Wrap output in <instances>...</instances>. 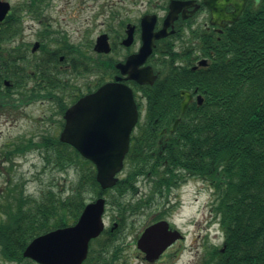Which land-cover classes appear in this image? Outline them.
Returning a JSON list of instances; mask_svg holds the SVG:
<instances>
[{
    "label": "trees",
    "instance_id": "obj_1",
    "mask_svg": "<svg viewBox=\"0 0 264 264\" xmlns=\"http://www.w3.org/2000/svg\"><path fill=\"white\" fill-rule=\"evenodd\" d=\"M249 9L218 40L199 36L206 66H167L153 86L140 87L144 121L132 135L125 176L113 188L101 190L93 164L72 147L47 143L36 178L72 172L74 179L68 189L48 187L37 197L26 192V180L10 188L0 222V251L8 262L35 264L22 256L32 239L72 225L87 201L104 196L112 224L91 241L83 264H126L131 214L196 178L211 189L210 213L223 233L220 246L206 241L198 264H264V0ZM185 50L173 57L188 61ZM87 72L109 71L90 63ZM181 90L200 95L201 105L192 102L181 114ZM175 119L174 132L160 136ZM139 178L150 181L149 193L131 202Z\"/></svg>",
    "mask_w": 264,
    "mask_h": 264
},
{
    "label": "flooded vegetation",
    "instance_id": "obj_2",
    "mask_svg": "<svg viewBox=\"0 0 264 264\" xmlns=\"http://www.w3.org/2000/svg\"><path fill=\"white\" fill-rule=\"evenodd\" d=\"M0 1L8 4L7 12L0 22V179L4 181V186L0 187V220L5 217L9 188L14 185L12 181H20L13 176L19 164L25 159L41 160V150L47 143L55 144L59 138L65 124L66 111L80 96L87 94L89 86L84 93H75L81 85L77 84V79L88 76L90 63H96L99 69L109 71L103 77L100 74L102 84L120 78V83L132 88L137 108L143 117L146 97L140 90L142 86L126 79L127 74H122L118 68L119 64H124L142 46V21L146 20L147 26L153 21V32L161 34L154 40L150 55L139 66L151 67L156 76L159 69L167 66L194 70L201 60L206 59L199 51V36L206 35L213 42L231 25L224 21L221 24L211 23L212 8L216 7L217 0H131L132 4L140 7L138 16L132 22L122 21L118 29L103 31L96 36L93 44L90 43L95 55L94 61L90 62V54L83 50L84 46L74 43L67 31L52 27V17L46 13L45 8L54 5L56 0H18L16 3L12 0ZM261 1L245 0L235 22L247 8L256 9ZM234 11L232 4L224 7L225 14ZM24 20L33 24L25 27L22 23ZM103 34L107 36L110 49L107 54L94 50L96 39ZM129 35L131 39L126 44ZM185 48L190 53L188 61L173 57L175 54L180 55ZM138 183L148 187L146 192L150 187L148 179L138 181L135 201L145 196L138 192ZM175 197L178 198L179 193L171 188L165 195H155L156 205L150 207V210L156 208L159 212L152 220L159 215L168 221L170 230L174 231L175 241L155 262L148 263L144 254L137 249L142 231L132 239L131 227V258L134 248L133 257L139 258L143 264H172L184 250L186 234L173 219L174 210L180 206ZM4 263L8 264V261L0 251V264Z\"/></svg>",
    "mask_w": 264,
    "mask_h": 264
},
{
    "label": "water",
    "instance_id": "obj_3",
    "mask_svg": "<svg viewBox=\"0 0 264 264\" xmlns=\"http://www.w3.org/2000/svg\"><path fill=\"white\" fill-rule=\"evenodd\" d=\"M245 0H217L212 8V24L234 22L240 14ZM258 2V0H256ZM232 4L235 11L225 14L224 7ZM8 4L0 1V22L4 18ZM154 22L147 26L142 21V46L139 51L119 64L120 72L127 74L126 79L139 85L153 84L156 76L151 67L139 68L150 55L154 40L161 36L153 32ZM129 34H131L129 32ZM131 35L126 44H129ZM94 50L107 54L110 49L106 35H100ZM205 62H200L204 65ZM116 78L100 86L95 92L80 98L65 114V126L60 134L62 143L72 146L84 159L90 161L96 171L95 180L101 189L113 187L116 175L123 168V160L129 148L132 129L138 120V112L132 90ZM181 112L191 100L188 92H181ZM197 103L201 98L197 97ZM177 120L170 132L177 125ZM105 200L97 198L85 205L74 225L50 231L33 239L23 252V257L37 264H82L87 257L90 241L97 238L104 230L103 213ZM175 239L168 232L167 223L157 222L147 227L141 234L137 247L145 253L149 262L156 260Z\"/></svg>",
    "mask_w": 264,
    "mask_h": 264
},
{
    "label": "rangeland",
    "instance_id": "obj_4",
    "mask_svg": "<svg viewBox=\"0 0 264 264\" xmlns=\"http://www.w3.org/2000/svg\"><path fill=\"white\" fill-rule=\"evenodd\" d=\"M12 1L16 3L18 0ZM132 8L134 12H132ZM45 9L46 13L52 17V27L55 26L58 29L67 31L72 36V41L84 46L83 50H87V53L90 54L89 56L93 54L90 43L94 42L96 36L103 31L118 29L122 21L132 22L140 11V7L132 4L131 0H86L84 2L80 0H56L54 5L47 6ZM113 15H115L114 18L112 17ZM22 23L25 27L33 24L29 20H24ZM87 44L89 45L88 47H86ZM98 79L99 76L95 74H88V76L78 78L77 84L81 85H79V90L75 94L84 93L87 86H93ZM40 168V159H25L23 163L19 164V169H16L13 175L14 178H19L20 181L25 179L26 192L35 197L39 196L41 191L48 187H51L55 192L68 189L70 182L74 179L72 172H54L52 174L49 172L41 174L39 178H36L34 175L38 174ZM139 181H142V179ZM138 185H140L139 193H147L148 187L142 186L141 183H138ZM2 186H4V181L0 179V187ZM181 192L179 197H175V199L182 206H180V209L174 210L173 219L181 227L182 231L185 232L186 238L183 243L184 250L182 252V249L180 250V255L177 256V259L172 264H198L203 253V245L206 241L208 244L220 246L223 241V233L219 228L218 232L215 231L217 224L210 213L212 193L209 186L201 181L198 183L192 182L182 189ZM134 198L137 197L134 196ZM153 210L147 209L143 215L132 218L131 221L135 227L132 229V239L135 234H138L144 226L152 221L154 215L159 213L155 208ZM110 213L107 211L104 216L106 229L112 224ZM198 229L199 231H197ZM129 244L130 233L127 234L123 245V247L126 246L122 253L126 264H143L139 258L133 257L134 248H132L131 258ZM8 264L15 263L8 262Z\"/></svg>",
    "mask_w": 264,
    "mask_h": 264
}]
</instances>
